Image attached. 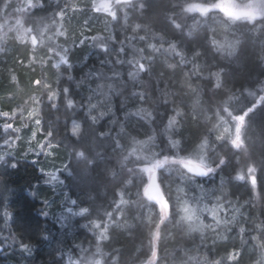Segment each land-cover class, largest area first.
<instances>
[{
    "label": "trees",
    "instance_id": "trees-1",
    "mask_svg": "<svg viewBox=\"0 0 264 264\" xmlns=\"http://www.w3.org/2000/svg\"><path fill=\"white\" fill-rule=\"evenodd\" d=\"M32 1L34 6L24 13V24L32 29L30 36L41 37L46 31L62 32L59 13L68 11L69 0ZM185 2L131 0V6L125 7L126 21L120 8L116 20L108 14H100L99 17L108 21L106 33L91 31L87 35H102L97 41L86 39L80 45L78 38L73 44L69 65L62 67L64 76L54 83L59 87L58 95L49 100L47 94H43L40 100V133L68 154V163L58 172L63 181L59 187L65 208L73 212L87 208L88 213L70 215L64 210L62 213L67 217L64 220H60L59 215L45 216L41 210L42 195L47 191L45 182L49 175L25 157L13 156L7 162H0V246L3 247L0 264H70L94 253L97 244L106 254L107 264H145L153 248L157 253L153 264H195L189 260L190 256H195L200 264H205L204 258L212 264H256L260 259L261 250L254 248L256 242L252 237L258 236L259 228L264 226V105L257 104L250 114L251 121L245 131L247 151L216 141L218 129L213 125L217 123L214 113L225 101L231 106H251L250 91L264 95L260 91L264 87V59L260 58L264 32H253L242 24L225 30L222 14L201 18L184 13ZM0 3L3 5V0ZM13 6L12 3L6 10ZM193 16L197 18L194 20ZM173 20L182 27L175 28ZM81 21L78 18L72 25L61 24L67 31L66 45L71 32L76 33L83 24ZM137 24L141 28L134 33L132 28ZM140 36L145 39L141 41ZM14 40L12 36V42ZM213 40L221 43L238 40L239 44L235 54L230 56L227 50L218 51ZM169 42H174L177 50L185 53L183 64L179 62L180 57L169 50ZM149 44L157 47L162 44L163 48L153 52ZM21 46H17L15 52L24 51V58L36 47L32 37ZM122 47L123 53L119 51ZM136 61L143 63L147 71L139 72ZM168 64L176 67L168 68ZM25 65L24 61L12 64L14 70L18 69L21 88L34 86L36 77L45 72L53 74L50 66L45 70L32 67L30 82L22 74ZM129 73L134 75L130 77ZM216 73L220 74L222 83L219 89L215 87ZM64 88L68 93L63 92ZM140 93L144 94V100L139 99ZM229 96L235 98L229 100ZM68 100L73 101L71 107ZM92 105L96 108H91ZM177 111L181 115L177 116ZM102 112L105 114L100 115ZM91 116L97 119L93 121ZM169 117H175L177 123L174 131L165 133ZM74 120L82 124L79 135L71 131L70 124ZM148 136L155 139L145 147L146 152L177 151L168 143L171 136L180 141V155L208 137L214 145V149L208 150L209 163L215 167L220 157L226 161L213 173L191 179L181 175L175 165L160 170L162 187L174 214L160 225L158 245L150 235V229L155 231V223H148L150 213L154 222L158 219L155 215L158 206L152 207L155 202L143 197L142 189L137 194L139 168L136 157L128 156L132 147H136L140 155L141 145L134 144V140L144 141ZM81 150L86 151L93 164L85 165L77 159L75 153ZM125 156H128L126 161ZM249 164L257 170L255 189L247 178ZM129 168L135 172L129 173ZM238 173L245 175V179H238ZM143 175L146 179V174ZM129 180L132 182H127ZM178 188L184 189L192 204L201 199L204 206L221 202L224 207H230L231 204L226 203L229 201L245 210V215L233 226L237 238L231 248H225L227 242L212 244L205 231L190 232L187 223L176 217ZM48 192L53 191L48 188ZM73 200L76 205L71 203ZM107 213L112 214L111 218ZM105 226L107 239H100ZM198 238L200 242L194 240ZM22 244H27L30 251L23 250ZM233 254L235 259H232Z\"/></svg>",
    "mask_w": 264,
    "mask_h": 264
},
{
    "label": "snow or ice",
    "instance_id": "snow-or-ice-1",
    "mask_svg": "<svg viewBox=\"0 0 264 264\" xmlns=\"http://www.w3.org/2000/svg\"><path fill=\"white\" fill-rule=\"evenodd\" d=\"M29 6H34L31 3V0H28ZM131 6V0H99V3L96 0H93V8L97 12H107L108 15L112 17L113 20L117 19V11L119 10L117 6ZM182 11L184 13H191V14H198L201 18H208L214 15L222 14L226 29L232 25L242 24L244 27L249 28L253 32H264V0H191V2H185L182 6ZM60 16H63V12L59 13ZM127 11L124 12L125 21L127 20ZM195 20L196 17L193 16ZM17 24H20L21 21L17 20ZM175 28L180 29L182 26L179 23H176L175 20L172 21ZM195 26V25H193ZM141 28V25L137 24L132 28V32H137L138 29ZM29 32L32 29H28ZM59 35H64L63 32H59ZM95 39V38H94ZM139 39L143 41L145 39L144 36H140ZM42 42V41H39ZM33 45L38 43L37 37H32ZM213 46L216 47L218 51H228V55H234L236 52V47L239 44L238 40L233 41H225L221 43L219 41L213 40ZM149 48L152 49L153 52H160L163 48L161 44L160 47H157L156 44H149ZM169 50L175 53L176 56L180 57V63L183 64L185 61V53L182 51L177 50V45L174 42H169ZM49 51H53L52 48H49ZM67 50L65 49V52ZM121 53L125 51L122 47L119 50ZM139 52H143V49H139ZM194 55H199L198 52H194ZM150 58V57H149ZM261 59H264V48L261 50ZM62 62L67 63V60L64 57H61ZM118 63L120 61H117ZM137 70L139 72H145L147 69L143 63L136 61ZM168 68L174 69L176 67L175 64H168ZM134 73H129V76H133ZM217 77V83L215 87L217 89L222 87V83L220 82V74H214ZM72 77H69L71 79ZM36 84H40L41 81H35ZM45 87L50 88V85H45ZM111 88V85H109ZM68 89L64 88L63 92L68 93ZM192 91L195 92L196 89L192 88ZM260 91L264 92V87L260 89ZM58 93L55 91H48L47 96L49 100H52ZM249 96L253 97V101L251 106H244L241 107L231 106L228 104L227 101L223 103L221 108H219L215 113V118L217 123L214 124V128L218 129V134L215 136L216 141H223L229 143L232 148L237 150H244L247 151L245 145V131L250 124L251 116L250 114L254 113V110L257 107V104L264 105V95H258L256 92H249ZM234 96H229V100L234 99ZM139 99L144 100L145 96L143 93L139 94ZM198 102V101H197ZM36 103H40V101H36ZM67 104L69 107L72 106L73 101L68 100ZM55 107V105H52ZM91 108H96V105H92ZM140 111H144L140 109ZM105 113H100V115H104ZM0 115L8 116V113H0ZM32 115V113H29ZM151 116V113H148ZM176 115L179 116L181 113L179 111L176 112ZM91 119L95 121L97 119L96 116H91ZM35 123L39 125L41 121L36 119ZM177 121L175 117H169L168 123L165 126V133L174 131L175 125ZM5 129H11L12 125L5 123ZM19 129H16L18 131ZM80 132V126L78 124H73V134L78 135ZM35 135V134H33ZM51 136V132L48 133ZM101 135H104L101 133ZM154 136H148L144 141H135L134 144L141 145L139 152L140 155H137L138 149L133 147L132 150L128 153V156H135L137 167L139 168V172L136 173L138 183V195L140 194V189H142L143 197H146L148 201H154V205L152 207L158 206V213L155 215L158 217L157 221H153L149 218L148 223L151 225L155 223V231L150 229V235L153 239H159L160 237V225L164 224L166 220H168L174 213L172 211V205L170 199L165 196L162 184L163 179L161 178L162 173L158 175V170H162L165 168H169L173 165L178 166V170H181V175L189 176V178L197 177V176H206L210 173L216 171V168H219L221 165L226 163L224 157H220L218 162H216V166L213 167L209 163V156L208 150L210 148L214 149V145L210 142L208 137H204L199 144H197L191 151L186 152L184 155H180V150L178 149V145L180 141L173 140L171 136H169L168 143L171 145L172 149H177V151H171V149H162L160 152L145 151V146L151 144L154 141ZM5 143H8V140H5ZM117 145H119V141H117ZM47 147H52L51 142L47 145ZM8 155V153H0V161L4 160V156ZM77 159L82 160L85 165H91L94 161L86 154L85 150L77 151L75 153ZM128 156H125L123 159L126 161ZM15 167V164L11 165ZM247 178L250 179L253 189L257 186V175H256V168L254 165L249 164L247 166ZM129 173H134L135 169L129 168ZM143 174H146V179ZM238 179H245V175L239 174L237 176ZM57 179V177H54ZM59 183H63V181H59ZM131 183L132 181H127ZM178 196H177V204L178 209L175 214L180 216V221L186 222L189 225V231H198L203 227H209L204 225L203 219L200 216V212L204 210H208L213 219L216 221L217 224L220 221L217 219V211L216 207L212 209H208L207 205L204 208L200 207L201 199H197L195 204L189 202L186 199V193H184L183 188L177 189ZM183 193V195H181ZM123 202V201H122ZM48 202L45 201V204ZM73 205H76V201H71ZM70 215H85L88 213L87 208H80L78 212H73L71 208L67 209ZM45 216L48 215L47 212L43 213ZM109 218H111L112 214L107 213ZM60 220L67 219L61 214ZM178 221V222H180ZM95 227H101L100 224H95ZM107 231V227L105 226L104 232L101 233L100 239H107L105 235ZM241 232H244V229H241ZM260 234L258 236H253L252 240L256 243L254 244V248H259L261 250V257L256 264H264V226L259 228ZM22 249L25 251H30L29 246L27 244L21 245ZM106 254L102 251L99 244H97L95 252L88 256H82L76 261H70V264H107V261L104 259ZM157 256L155 249L151 251V256L149 257L148 264H151V261L154 260ZM232 259H235V255L233 254ZM189 260L194 261L195 264H200V261L196 259L195 256H190ZM205 264H212V262L207 261V258H204ZM215 264H219V262H215Z\"/></svg>",
    "mask_w": 264,
    "mask_h": 264
},
{
    "label": "rangeland",
    "instance_id": "rangeland-1",
    "mask_svg": "<svg viewBox=\"0 0 264 264\" xmlns=\"http://www.w3.org/2000/svg\"><path fill=\"white\" fill-rule=\"evenodd\" d=\"M96 2L99 3V0H96ZM10 3H13L14 6L11 10L7 11L6 9L11 5ZM31 3L34 5L32 0ZM69 3L68 11L64 12L63 16L60 17V31L64 35H59V32L50 33V31H46L45 35L41 37L34 35L37 37L38 43L35 44V48L27 52L28 54L25 58L22 56V54L26 55L24 51L16 53L15 49L17 46L26 45L31 39V32L28 31L31 27L24 24V13L33 6H29L28 0H3V5L0 3V113H8V116L0 115V153H8V155L4 156V160L0 162H7L13 156L25 157L35 163L42 173L49 175L48 180L45 182L47 191L42 195L43 205L41 209L43 213H48V217L61 216L62 211L69 209L68 207L65 208L64 195L61 193L59 187L62 184L58 182V180L62 181L58 177V172L68 163V154L57 144L51 143L52 147H47L50 142L48 136L40 133L41 123L39 125L35 123L36 119L40 121L42 119L40 114L41 105L40 103H36V101L42 100L43 94H47L48 91L59 93V87H56L54 83H57L64 76L62 67L65 64L69 65L73 49L72 45L78 40V37L80 38L78 45H80L86 39L97 41V37L102 35L101 33H96L92 36L87 34L82 36L81 30L78 28L75 35L71 32L72 35L70 34L69 36V43L66 45L67 31L63 29L61 24L64 26L72 25L75 23V19L80 18L82 19L81 23H83V27L87 29L92 30V28L101 27L100 24H103L105 28L107 25V19L98 15H107L108 13L95 11L92 6L93 0H69ZM117 7L120 8L124 16L125 6L121 5ZM99 19H102V22ZM17 20H20L21 23L17 24ZM89 23H92L91 26H89ZM110 25H112V21H110ZM12 36H15L14 42H12ZM110 37L113 38L112 36ZM49 48H52L53 51H49ZM65 49L67 50L66 52ZM61 57H64L67 63L62 62ZM23 61L26 64V68L22 74L30 82H32V67H39L45 70L46 66H50L52 67V71L50 70V72L53 74L45 72L41 77L35 76V81H41L39 85L34 82V86L30 85L27 88H25L26 86H22L21 88L18 69L14 70L12 64ZM45 85H50V88L45 87ZM29 113H32V115H29ZM5 123L11 124L12 128L5 129ZM74 123L80 126L81 132L82 124L76 120L70 124L71 131L73 132ZM16 129L19 130L16 131ZM5 140H8V143H5ZM165 169L168 170L169 168ZM54 177H57L58 180L54 179ZM48 188H51L53 192L49 193ZM45 201L48 203L45 204ZM203 203L201 202L200 204L201 208H204ZM226 203H230L231 206L224 207V204L221 202H214L213 205L215 206H207L208 209H212L219 205V207H216L217 219L220 221L219 224L216 223L208 210L200 212L204 225L209 226L203 227L200 230L207 233L209 241L212 244L227 242L225 248L227 246L231 248V245L236 242L237 238L233 226L236 225L237 220L242 214L245 215V210H242L235 203L229 201ZM152 217L153 213H150L148 220L149 218L152 219ZM176 217L180 216L176 215ZM194 240L200 242L201 239ZM156 245H158V239H156ZM153 261H151V264L154 263ZM148 262L145 264H148Z\"/></svg>",
    "mask_w": 264,
    "mask_h": 264
},
{
    "label": "bare ground",
    "instance_id": "bare-ground-1",
    "mask_svg": "<svg viewBox=\"0 0 264 264\" xmlns=\"http://www.w3.org/2000/svg\"><path fill=\"white\" fill-rule=\"evenodd\" d=\"M92 22V21H91ZM91 24L92 23H89V26H91ZM101 25V24H100ZM101 26H103V25H101ZM108 26V24L105 26V28H108L107 27ZM104 27V26H103ZM79 29L81 30V35L83 36L84 34H88V33H90L91 31H102V32H104V30H103V28L102 27H95V28H92V30L91 29H87V28H84L83 27V24L79 27ZM79 34H80V32H79ZM72 35V34H71ZM74 35H75V33H74ZM78 35V34H77ZM90 35V34H89ZM76 38V37H75ZM79 38V37H78ZM73 39V38H72ZM79 42V41H78ZM74 43V42H73ZM76 43V42H75ZM72 45V44H71ZM75 45V44H74ZM73 46V45H72ZM71 46V47H72Z\"/></svg>",
    "mask_w": 264,
    "mask_h": 264
},
{
    "label": "water",
    "instance_id": "water-1",
    "mask_svg": "<svg viewBox=\"0 0 264 264\" xmlns=\"http://www.w3.org/2000/svg\"><path fill=\"white\" fill-rule=\"evenodd\" d=\"M3 251V248L0 246V253Z\"/></svg>",
    "mask_w": 264,
    "mask_h": 264
}]
</instances>
